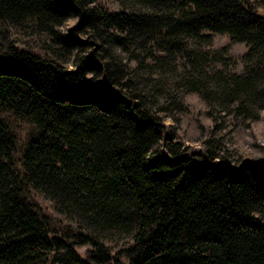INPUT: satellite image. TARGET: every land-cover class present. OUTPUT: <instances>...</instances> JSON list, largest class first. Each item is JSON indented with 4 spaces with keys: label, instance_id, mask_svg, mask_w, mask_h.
Listing matches in <instances>:
<instances>
[{
    "label": "trees",
    "instance_id": "trees-1",
    "mask_svg": "<svg viewBox=\"0 0 264 264\" xmlns=\"http://www.w3.org/2000/svg\"><path fill=\"white\" fill-rule=\"evenodd\" d=\"M123 1L0 0V34L44 35L53 58L0 48V264H264V161L232 165L214 136L189 151L154 99L184 88L256 118L264 17L249 0ZM214 35L246 46L240 73L217 67ZM15 120L33 129L20 150Z\"/></svg>",
    "mask_w": 264,
    "mask_h": 264
},
{
    "label": "rangeland",
    "instance_id": "rangeland-1",
    "mask_svg": "<svg viewBox=\"0 0 264 264\" xmlns=\"http://www.w3.org/2000/svg\"><path fill=\"white\" fill-rule=\"evenodd\" d=\"M249 1L255 7L256 14L264 17V11L256 5L255 0ZM123 3V0H96L97 5L113 13L123 11L125 9ZM77 22L78 19L76 18L70 19L60 29L64 33H70ZM3 31L4 33L1 32L0 34V48L3 50L8 47H15L44 60H53L49 53V42L44 35H32L28 31L15 28ZM78 38L81 41H89L86 34H79ZM224 47L228 49V55L225 57L226 66L217 65V67L225 72L240 73L243 66L241 57L247 51L246 46L243 43L230 42L227 36L214 35L212 45L207 49L216 52ZM91 49L88 46L86 51L92 53ZM114 54L127 69L135 67L134 62L131 59L128 60V54L121 50H115ZM65 67L69 70L74 68L71 63L66 64ZM155 75L152 77L155 78ZM138 76L141 79L143 74L139 72ZM166 81V84L174 83L169 77L166 78ZM100 82H104V79L101 78ZM168 88L166 95H156L154 99L157 100L159 108H166L165 111L159 113L167 131L174 135L175 142L182 143L189 148V151H202L204 141L210 136H214L219 140V148H222V151L225 150L232 165H238L245 160L256 163L264 161V108L257 111L256 118L245 117L235 113L232 107L216 103L209 105L202 96L195 92H188L184 88ZM139 89H144L143 84L139 85ZM12 129L16 136L18 150H20L33 129L16 120L12 123ZM30 196L43 213L66 222L64 217L54 210L52 202L36 193H31ZM110 247L116 251L119 246L110 244ZM83 251L84 248H78L80 254H83ZM120 261V264H126L125 260Z\"/></svg>",
    "mask_w": 264,
    "mask_h": 264
}]
</instances>
